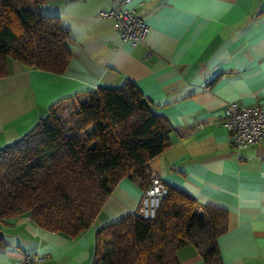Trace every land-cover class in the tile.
Instances as JSON below:
<instances>
[{
	"label": "crops",
	"instance_id": "0c3cea01",
	"mask_svg": "<svg viewBox=\"0 0 264 264\" xmlns=\"http://www.w3.org/2000/svg\"><path fill=\"white\" fill-rule=\"evenodd\" d=\"M147 24L130 46L111 17L112 0H45L39 10L68 29L71 52L62 73L9 58L0 77V147L29 131L49 106L97 87L132 81L170 128L169 144L148 170L169 187L227 211L216 238L222 264H264V140L242 148L223 125L231 101L264 107V0H131ZM146 185V184H145ZM123 177L88 229L71 237L37 225L28 214L0 223V264L28 253L42 264H91L95 232L136 212L145 186ZM179 264H203L192 244Z\"/></svg>",
	"mask_w": 264,
	"mask_h": 264
},
{
	"label": "trees",
	"instance_id": "16d2710c",
	"mask_svg": "<svg viewBox=\"0 0 264 264\" xmlns=\"http://www.w3.org/2000/svg\"><path fill=\"white\" fill-rule=\"evenodd\" d=\"M44 1L0 0V77L9 58L65 70L69 32L58 16L39 10ZM169 133L130 80L57 100L29 131L0 147V223L28 214L47 230L80 234L121 178L147 183L148 163L168 146ZM227 227L225 209L169 186L153 218L135 212L97 229L91 264H179L176 252L186 244L203 264H222L216 238Z\"/></svg>",
	"mask_w": 264,
	"mask_h": 264
},
{
	"label": "built area",
	"instance_id": "2783aa9c",
	"mask_svg": "<svg viewBox=\"0 0 264 264\" xmlns=\"http://www.w3.org/2000/svg\"><path fill=\"white\" fill-rule=\"evenodd\" d=\"M115 7L101 9L98 16L111 17L113 26L121 38L130 46L142 41L147 24L141 14L130 5L131 0H112ZM223 125L229 131L233 146L242 148L259 144L264 140V107L245 105L231 101L224 110ZM168 186L162 179L151 173L143 187L136 213L143 218H153L160 205L161 198L167 194ZM44 256L37 253L25 254L18 264H42Z\"/></svg>",
	"mask_w": 264,
	"mask_h": 264
}]
</instances>
